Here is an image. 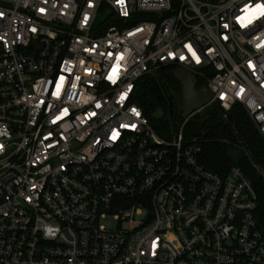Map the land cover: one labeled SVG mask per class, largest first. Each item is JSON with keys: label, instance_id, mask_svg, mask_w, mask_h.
<instances>
[{"label": "built area", "instance_id": "1", "mask_svg": "<svg viewBox=\"0 0 264 264\" xmlns=\"http://www.w3.org/2000/svg\"><path fill=\"white\" fill-rule=\"evenodd\" d=\"M264 0H0V264H264L257 194L185 125L239 104L264 139ZM163 65L211 99L159 134ZM177 112V107H176Z\"/></svg>", "mask_w": 264, "mask_h": 264}, {"label": "trees", "instance_id": "2", "mask_svg": "<svg viewBox=\"0 0 264 264\" xmlns=\"http://www.w3.org/2000/svg\"><path fill=\"white\" fill-rule=\"evenodd\" d=\"M176 68L163 65L154 74L137 79L133 101L141 107L159 134H169L177 120V98L181 87L173 72ZM198 86L205 80L197 78ZM167 106L173 108L171 126L166 116ZM161 112L159 117L155 113ZM224 112L216 106L209 114L197 115L191 125L184 127L186 138L195 137L201 146L200 161L207 168L225 174L231 166H238L251 181L257 194L256 215L264 224V139L239 104ZM234 153V154H233Z\"/></svg>", "mask_w": 264, "mask_h": 264}, {"label": "water", "instance_id": "3", "mask_svg": "<svg viewBox=\"0 0 264 264\" xmlns=\"http://www.w3.org/2000/svg\"><path fill=\"white\" fill-rule=\"evenodd\" d=\"M174 76L181 83L182 99L181 110L184 115L190 114L193 110L206 104L212 97L211 92L206 87L197 88V78L184 68H176L173 72ZM161 112L155 113L159 117Z\"/></svg>", "mask_w": 264, "mask_h": 264}, {"label": "rangeland", "instance_id": "4", "mask_svg": "<svg viewBox=\"0 0 264 264\" xmlns=\"http://www.w3.org/2000/svg\"><path fill=\"white\" fill-rule=\"evenodd\" d=\"M213 109V107H208V108H206V110H204L203 112H202V115H203V118H205L208 114H209V112L211 111ZM172 112H173V108H172V106L171 107H169V106H167V110H166V116H167V118H168V124L171 126V119H172ZM181 114H183V112H182V110H181V106H177V115L178 116H180ZM195 119V117L194 118H192L190 121H189V123L187 124V127H189L190 125H191V123H192V121ZM171 128H172V126H171ZM172 130V129H171ZM234 154V153H233Z\"/></svg>", "mask_w": 264, "mask_h": 264}, {"label": "flooded vegetation", "instance_id": "5", "mask_svg": "<svg viewBox=\"0 0 264 264\" xmlns=\"http://www.w3.org/2000/svg\"><path fill=\"white\" fill-rule=\"evenodd\" d=\"M179 83H180V82H179ZM180 87H181V83H180ZM196 87H197L198 89L201 88L200 86H198V81H197V86H196ZM177 100H178L177 103H178L179 106L183 105L184 100L182 99V92H181V94H180V97L177 98Z\"/></svg>", "mask_w": 264, "mask_h": 264}, {"label": "snow or ice", "instance_id": "6", "mask_svg": "<svg viewBox=\"0 0 264 264\" xmlns=\"http://www.w3.org/2000/svg\"><path fill=\"white\" fill-rule=\"evenodd\" d=\"M261 14L264 15V12H262Z\"/></svg>", "mask_w": 264, "mask_h": 264}]
</instances>
